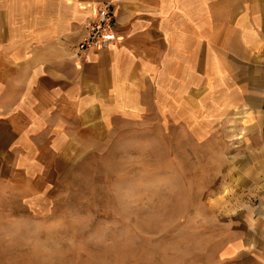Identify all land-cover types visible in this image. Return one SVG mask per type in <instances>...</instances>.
<instances>
[{
  "label": "crops",
  "instance_id": "crops-1",
  "mask_svg": "<svg viewBox=\"0 0 264 264\" xmlns=\"http://www.w3.org/2000/svg\"><path fill=\"white\" fill-rule=\"evenodd\" d=\"M103 2L118 43L80 52ZM252 83L264 87V0H0V214L15 213L5 199L27 209L47 198L45 171L58 165L48 159L81 150L117 115L160 107L183 119ZM258 225L185 264H264Z\"/></svg>",
  "mask_w": 264,
  "mask_h": 264
},
{
  "label": "rangeland",
  "instance_id": "rangeland-1",
  "mask_svg": "<svg viewBox=\"0 0 264 264\" xmlns=\"http://www.w3.org/2000/svg\"><path fill=\"white\" fill-rule=\"evenodd\" d=\"M230 98L183 119L160 107L117 115L81 150L48 159L58 165L45 171L47 198L4 200L15 213L0 214V264H185L258 236L264 87Z\"/></svg>",
  "mask_w": 264,
  "mask_h": 264
},
{
  "label": "built area",
  "instance_id": "built-area-1",
  "mask_svg": "<svg viewBox=\"0 0 264 264\" xmlns=\"http://www.w3.org/2000/svg\"><path fill=\"white\" fill-rule=\"evenodd\" d=\"M114 14L112 3L99 4L95 18L85 24V35L77 46L80 52L110 49L117 45L118 34Z\"/></svg>",
  "mask_w": 264,
  "mask_h": 264
}]
</instances>
